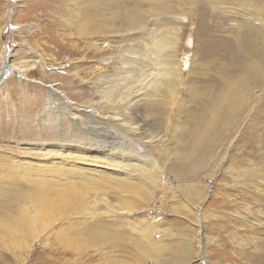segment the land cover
Wrapping results in <instances>:
<instances>
[{
	"label": "bare ground",
	"instance_id": "bare-ground-1",
	"mask_svg": "<svg viewBox=\"0 0 264 264\" xmlns=\"http://www.w3.org/2000/svg\"><path fill=\"white\" fill-rule=\"evenodd\" d=\"M226 1L210 3L212 12L228 14V35L234 45L229 44L226 50L230 65L215 77L212 85L210 80L193 73L194 68L209 65L215 60L213 55L221 50L215 39H209L211 36L203 26L197 30L195 46V54L199 53L201 60L195 59L193 54L187 76L182 77V66L177 58L182 33L175 27L185 19L183 16L187 17L182 13L187 0H74L76 11L68 16L74 21L78 36L90 40L112 27L114 33L138 35L140 53L126 51L123 54L125 62L129 63L127 69L133 62L139 63L138 75L113 80L123 82L119 86L99 89L108 105L109 118L119 133L94 122L91 115L75 112L70 122L73 130L78 131L79 140L54 144L55 155L37 161L40 173L48 172L47 169L62 173L61 186L65 187L62 188L65 193L60 191L59 185H45L40 181L35 185L29 182L20 185L7 177L31 166L33 162L29 159L0 163L3 238L21 243L26 257L36 239L71 232L95 244L113 243L121 248L131 245L141 255L152 257L153 264L191 261V241L187 238L158 241L167 235L168 229L159 226L160 236L153 238L155 227L150 220L156 218L154 212L165 214L169 207L165 203L169 202L168 193L188 200L192 214L199 215L197 208L201 199L196 193L200 182L206 183L214 176L231 140L255 108L256 94L264 84V47H260L264 45V0L263 4L257 0ZM107 11H111L112 17ZM91 46L98 50L94 42ZM100 82V79L96 81ZM111 91H114L113 97L109 99ZM178 112L177 117L170 118L172 113L176 116ZM181 115L185 122L180 124ZM155 117L161 127L171 128L169 133L158 129ZM80 119H84L87 126H81ZM169 138L171 148L166 144ZM146 148L153 149L158 159ZM221 156V160H217ZM161 176L173 183L168 186L166 180L159 186ZM73 178L80 179L78 193L72 190L75 188ZM186 187L191 194L185 193ZM158 189L162 193L159 200L156 198ZM61 201L68 204L64 205V210ZM130 205L136 209L128 210ZM55 207L65 213L63 218L51 223L49 211ZM144 213H148L144 216L148 219L146 222L140 220ZM259 213L264 217V212ZM116 229H119L117 233ZM124 230L140 235L132 238L133 241L130 239V243ZM76 244L74 241L73 247ZM67 248L72 249V242Z\"/></svg>",
	"mask_w": 264,
	"mask_h": 264
},
{
	"label": "rangeland",
	"instance_id": "rangeland-1",
	"mask_svg": "<svg viewBox=\"0 0 264 264\" xmlns=\"http://www.w3.org/2000/svg\"><path fill=\"white\" fill-rule=\"evenodd\" d=\"M211 1L187 0L182 12L187 17L183 16L185 19L175 28L182 33L177 58L182 66L183 78L187 76L196 51L198 28L203 26L211 36L209 39L216 40L221 50L213 55L215 60L204 68L193 69V73L210 80L213 85L215 77L230 65L226 50L232 44V38L228 35V14L212 12ZM257 1L263 4V0ZM74 6V0H0V163L6 161L9 164L12 159H29L33 162L20 173L7 175L20 185L26 182L35 185L40 181L45 185L61 186L62 173L57 169L40 173L37 161L52 158L55 155L54 144L79 140L78 131L73 130L70 122L75 112L91 115L94 122L119 133L120 130L109 118L108 105L99 89L119 86L123 82L114 83L113 80L138 75L139 63L133 62L131 71V68L127 69L129 63L123 58L126 51L140 53L138 35L114 33L115 28L112 27L105 34H98V37L95 34V38L90 40L78 36L73 27L74 21L68 16L76 11ZM142 6L144 8V4ZM106 14L112 17L111 11ZM92 42L96 44L97 51L92 48ZM195 55V59L200 61V54L196 52ZM99 79L101 82L96 83ZM113 92L108 95L109 99L113 97ZM263 92L264 84L256 94L258 100L255 108L231 140L224 158L221 160V156L217 159L221 161L212 179L206 183L200 182L196 193L200 194L201 199L197 208L199 215L192 214L188 200L174 198L168 193L169 202L165 203L169 207L165 214L154 212L156 218H150L156 229L151 234L153 238H159V226L168 229L167 235L158 241L183 238L191 241L193 257L187 264H264V217L259 213L264 212ZM179 114L175 116L172 113L170 118ZM181 116L180 124L185 122L184 116ZM79 122L81 126H87L84 119ZM155 124L159 130L166 129L167 133L171 129L161 127L156 117ZM166 140L168 148L173 147L171 138ZM45 151L49 154L45 155ZM146 151L153 149L146 148ZM155 157L158 159L157 155ZM73 181L75 188L72 190L78 193L80 179L73 178ZM164 181L168 186L173 183L161 176L158 185L161 186ZM58 188L65 193L62 189L65 187ZM184 190L191 194L188 193L189 187ZM161 194L158 189V200ZM60 205L64 210V205L68 204L61 201ZM127 208L130 211L136 209L133 205ZM64 213L58 212L55 207L49 211L48 218L52 223L55 219L63 218ZM145 214L148 213L140 215L143 222L148 221ZM118 231L116 229L114 232ZM124 231L130 243L132 238L140 235ZM2 235L0 230V264L154 263L152 257L141 255L131 245L121 248L113 243L95 244L71 232L62 236L52 233L44 239H36L26 257L21 251V243H12ZM74 241L77 244L73 247ZM70 242L72 249L67 248Z\"/></svg>",
	"mask_w": 264,
	"mask_h": 264
}]
</instances>
